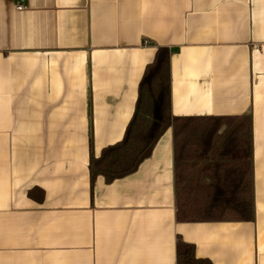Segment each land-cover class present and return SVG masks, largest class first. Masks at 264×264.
<instances>
[{"label":"crops","instance_id":"1","mask_svg":"<svg viewBox=\"0 0 264 264\" xmlns=\"http://www.w3.org/2000/svg\"><path fill=\"white\" fill-rule=\"evenodd\" d=\"M0 0V264H264V0ZM169 50L172 116L251 117L254 218H176L173 133L89 182ZM91 114V115H90ZM33 188L42 200L29 196Z\"/></svg>","mask_w":264,"mask_h":264},{"label":"trees","instance_id":"2","mask_svg":"<svg viewBox=\"0 0 264 264\" xmlns=\"http://www.w3.org/2000/svg\"><path fill=\"white\" fill-rule=\"evenodd\" d=\"M169 50L159 47L138 84L133 115L121 141L93 154L89 130V182H106L135 172L151 155L168 128L173 133V169L176 218L182 222L254 218L251 117L172 116L170 110ZM91 115V114H90ZM29 196L42 200L33 188ZM177 264H209L198 259L194 246L178 237Z\"/></svg>","mask_w":264,"mask_h":264},{"label":"built area","instance_id":"3","mask_svg":"<svg viewBox=\"0 0 264 264\" xmlns=\"http://www.w3.org/2000/svg\"><path fill=\"white\" fill-rule=\"evenodd\" d=\"M16 8L18 10H22L26 8V5L24 4L23 0H17Z\"/></svg>","mask_w":264,"mask_h":264}]
</instances>
